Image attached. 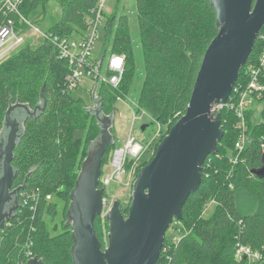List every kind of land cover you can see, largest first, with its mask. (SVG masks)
<instances>
[{
    "label": "trees",
    "instance_id": "16d2710c",
    "mask_svg": "<svg viewBox=\"0 0 264 264\" xmlns=\"http://www.w3.org/2000/svg\"><path fill=\"white\" fill-rule=\"evenodd\" d=\"M49 1L22 0L19 9L28 18ZM56 1L61 7L60 19L48 32L59 35L86 30L99 2ZM136 10L144 77L135 107L136 111L143 109L152 117L144 131L160 123L165 137L187 110L204 54L218 32L217 14L211 0H136ZM262 51L264 25L247 62L240 68L238 86L248 85L249 71L259 65ZM108 52L125 54L126 61L117 87L101 82L97 88L105 115L113 113L118 97L129 95L137 76L135 45L127 14L118 16L114 12L108 16L99 56L104 57ZM70 66L49 38H44L37 47H23L0 59V136L11 104H28L33 110L42 102V90L47 100L43 111L25 119L23 134L13 151L12 166L18 171L14 185H23L26 177L27 181L19 191L16 215L0 228V264H27L34 257L43 264H74L71 225L51 235L47 220L58 215L60 201L67 214L70 194L88 146L100 134L101 125L84 99L75 98L67 89L65 77ZM257 101H264V92ZM220 113L224 136L218 143L217 154L210 155L212 160L204 167L200 187L183 205L182 219L175 220L180 222L181 235L174 242L165 235L164 248L171 256L170 264H255L247 258L236 259L238 244L260 251L264 258V176L254 172L264 165V108L256 122L254 110L248 111L250 139L240 154L235 148L240 134L238 118L227 107ZM143 142L149 143L145 152L154 144L148 138ZM159 143L160 140L154 144L149 160L142 161L138 174L154 157ZM116 148L114 136L103 157L102 174L104 162L109 161ZM237 154L234 163L231 158ZM130 164L133 162L128 161L126 166ZM100 187L104 188L101 184ZM212 200L210 214H203ZM100 218V215L96 217L94 226L105 248L102 231L108 237L109 222L98 225ZM162 257L163 254L159 261Z\"/></svg>",
    "mask_w": 264,
    "mask_h": 264
},
{
    "label": "water",
    "instance_id": "95a60500",
    "mask_svg": "<svg viewBox=\"0 0 264 264\" xmlns=\"http://www.w3.org/2000/svg\"><path fill=\"white\" fill-rule=\"evenodd\" d=\"M211 3L217 14L218 32L204 54L187 110L139 172L128 215L121 211L119 200L106 212L109 231L105 248L94 223L109 204L104 199L105 189L98 186L103 157L114 137L110 132L112 114L99 117L102 100L94 98L100 105L95 114L102 122L101 131L89 144L66 214V226L72 227L74 264H157L173 219H182L183 205L200 187L205 160L218 152V143L224 136L221 114H216L215 105L230 97L240 68L247 62L264 25V0H211ZM41 98L42 102L33 110L28 104L16 102L6 113L0 136V228L16 215L19 207L17 204L11 211H4L18 174L12 166L13 151L23 134L22 123L13 114L22 107L27 112L23 120L36 116L47 103L44 90ZM147 125L142 124L141 130ZM7 129L8 141L4 145ZM254 172L264 176V165ZM26 180L14 192L23 189ZM27 264L43 261L34 257Z\"/></svg>",
    "mask_w": 264,
    "mask_h": 264
},
{
    "label": "built area",
    "instance_id": "2783aa9c",
    "mask_svg": "<svg viewBox=\"0 0 264 264\" xmlns=\"http://www.w3.org/2000/svg\"><path fill=\"white\" fill-rule=\"evenodd\" d=\"M21 2L22 0H0V13L3 15V21L0 23V59L9 56L7 55L8 53L15 49H19L25 42L24 32L27 30L30 22L19 9ZM105 3L106 0H99L94 9L95 16L89 20L88 28L83 31L75 32L72 35H59L48 31L40 32L39 28L35 27V30L43 34L44 38H49L55 42V46L61 57L69 60L71 65L70 71L65 77L67 89L72 92L73 89L78 87L83 77H88L93 81V88H91V91L95 99H100L97 94V88L101 82H107L114 87L120 84L123 78L126 61L125 54L108 52L104 57L93 55V45L99 31V24L103 18ZM10 41L12 42L6 46ZM263 92L264 51H262L260 55L259 65L251 68L249 71L248 85L243 88L238 86L236 82L230 97L225 102L215 105L216 113L227 107L231 109L238 118L237 127L240 130V134L235 143L238 154L241 153L250 139L247 113L251 110L253 103L263 95ZM144 114L148 113L143 109L135 111L132 126L135 124V121L138 118H142ZM156 128L155 135L152 137L153 141L162 135V130L164 129L160 123H156ZM148 145L149 143L145 144L143 141L138 140V138L132 134V130L130 131L124 146L121 148L117 147L114 150L111 169L105 171L100 178V184L104 186L105 190H107V185L113 180L117 181L121 179L122 175L126 172L125 169L128 161H132L133 165L137 163L147 150ZM238 154L232 156V162H237ZM210 155L206 158L204 167L207 163L211 162L212 158ZM133 171L134 169L131 170L130 173ZM50 198L51 195H48L47 199ZM213 204L214 200L207 203L203 214H206L207 210L213 207ZM178 231L180 232V227ZM169 240L173 242L176 241L175 238ZM163 248L161 251L163 257L161 261H159L160 254L157 264H170L171 256L167 253V248ZM29 254H31V252H29ZM236 257L238 259L247 258L250 262L255 264H264V258H262L261 252L255 251L247 245H237Z\"/></svg>",
    "mask_w": 264,
    "mask_h": 264
},
{
    "label": "rangeland",
    "instance_id": "374dc122",
    "mask_svg": "<svg viewBox=\"0 0 264 264\" xmlns=\"http://www.w3.org/2000/svg\"><path fill=\"white\" fill-rule=\"evenodd\" d=\"M114 12H116L118 16L121 14L128 15L130 22V29H131V37L135 45V53H136L137 76L133 81L132 88L128 92L129 95H127V97L120 96L116 99L114 103V111L111 116L113 128L110 129V132H112L113 137L115 136L116 138L117 147L121 148L124 146V143L128 138V135L131 130H132V134L136 136L138 140L143 141L145 138H148L149 141L153 142L152 137L155 135V130L157 128L156 125H150V127H148L146 131H142L140 129L142 124L151 122L152 118L148 114H144L142 118H138L135 121V124L132 126L133 117L136 111V107H135V104L137 103L136 99L140 94L143 83V77H144V70H143L144 59L140 47V36H139L140 32L138 25L137 10H136V0H120L119 2L118 0H106L105 6L103 8V18L101 20V23L99 24V31L95 38V43L93 45V55H99L102 51V47L105 42V24L108 16ZM60 15H61V7L56 0H50L47 4H45L44 6H40L39 8H37V10L32 12V14H30V16L27 18L30 24L27 30L24 32L25 42L19 47V49L27 46L28 47L39 46L44 39L43 34H41L40 32L48 31V29H50L51 26H53L55 23L59 21ZM35 27L39 28L40 32L36 31ZM11 42L12 41L8 42L6 46L9 45ZM110 44L112 43L110 42ZM19 49L17 50L15 49L12 52L8 53L7 55L12 54L18 51ZM91 88H93V81L88 77H83L78 87L73 89L71 93L75 98L82 97L86 102V104L90 107L91 111L94 114L95 113L97 114L100 105L94 102L95 100L93 98ZM263 108H264V101L256 100L253 103L251 109L254 110V115H253L254 122L260 120L261 111ZM104 116H108V115H105L103 111L99 113V117L104 118ZM221 119H222V114H221ZM100 124H102V122H100ZM164 132L165 130L163 129L162 135H160V137L154 140L153 142L154 144L159 140L160 142L163 140ZM8 133L9 130L7 129L4 145H6L8 141ZM144 142L146 143V141ZM154 144L149 151L145 152L142 155L141 159L139 160V163H136L135 165L130 164L128 165V167H126L125 169L126 172L122 175L120 180L117 181L113 180L109 185H107V190L104 199L109 201V205L104 206L103 214L100 215L101 218L97 221L98 225L102 224V222L103 224H106L107 219L105 217V214L111 208V205H113V203L116 200L120 201L121 211L125 214V216L128 215L130 202L132 200V193L134 190V182L138 176L137 172L139 166H141L143 160L146 159L149 160L151 154H153L154 152ZM112 159H113V154L112 157H110L109 161L104 162L103 165L104 172L111 169ZM133 169L134 171L130 173L131 170ZM64 210H65L64 203L60 201V203H58V215L54 219L49 218L47 220L51 235H55L61 232L63 230V227L66 225L67 221L63 222V220L67 219ZM211 210L212 207H210L207 210L206 215L210 214ZM176 219L178 218L173 219L170 227L168 228L166 238L169 239L175 238L177 240L180 237L181 233L178 231L180 222H175ZM102 235L107 245L108 242L107 232L104 233L102 231ZM236 259L238 258L236 257Z\"/></svg>",
    "mask_w": 264,
    "mask_h": 264
},
{
    "label": "flooded vegetation",
    "instance_id": "af4514ba",
    "mask_svg": "<svg viewBox=\"0 0 264 264\" xmlns=\"http://www.w3.org/2000/svg\"><path fill=\"white\" fill-rule=\"evenodd\" d=\"M254 48V47H253ZM27 115V112H26V110L24 109V108H17L15 111H14V114H13V116L15 117V118H17L18 119V121H20L21 123H22V126L24 125V121L25 120H23V118H25V116ZM154 142V141H153ZM153 142H151V143H153ZM88 148H89V146H88ZM87 157V156H86ZM101 168H102V166H101ZM80 173V172H79ZM18 175V174H17ZM101 176H102V174H101ZM101 176H100V178H101ZM17 178V177H16ZM16 178L14 179V181H13V185H12V188H11V191H12V194H11V197H10V199H9V201L6 203V205H5V208H4V211L5 212H9V211H11L12 210V208L16 205L17 206V204L19 205V201H20V197H19V191L18 192H14V189L16 188V186L14 185V182H15V180H16ZM27 178V177H26ZM25 178V179H26ZM27 181V180H26ZM99 188H101L100 187V183H99V186H98V189ZM104 198H105V194H104ZM108 201V200H107ZM108 203H109V201H108ZM114 204V203H113ZM109 205V204H108ZM111 207H112V205H111ZM120 209H121V207H120ZM16 211H17V209H16ZM15 211V212H16ZM125 215V214H124Z\"/></svg>",
    "mask_w": 264,
    "mask_h": 264
}]
</instances>
